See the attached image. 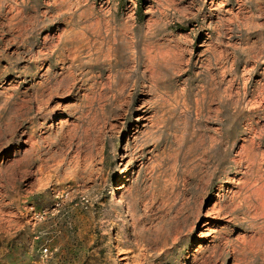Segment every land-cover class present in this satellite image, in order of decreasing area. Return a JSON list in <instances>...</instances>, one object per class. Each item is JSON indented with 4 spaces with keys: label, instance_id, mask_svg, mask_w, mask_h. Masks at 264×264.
Returning a JSON list of instances; mask_svg holds the SVG:
<instances>
[{
    "label": "rangeland",
    "instance_id": "1",
    "mask_svg": "<svg viewBox=\"0 0 264 264\" xmlns=\"http://www.w3.org/2000/svg\"><path fill=\"white\" fill-rule=\"evenodd\" d=\"M0 264H264V0H0Z\"/></svg>",
    "mask_w": 264,
    "mask_h": 264
},
{
    "label": "bare ground",
    "instance_id": "2",
    "mask_svg": "<svg viewBox=\"0 0 264 264\" xmlns=\"http://www.w3.org/2000/svg\"><path fill=\"white\" fill-rule=\"evenodd\" d=\"M103 52V51H102ZM119 194H120V185L119 183H117L115 186H114V190H113V193L111 195V198L113 199H117L119 197ZM210 224L209 221H207L204 225L208 226ZM209 227H207L206 229H208Z\"/></svg>",
    "mask_w": 264,
    "mask_h": 264
},
{
    "label": "built area",
    "instance_id": "3",
    "mask_svg": "<svg viewBox=\"0 0 264 264\" xmlns=\"http://www.w3.org/2000/svg\"><path fill=\"white\" fill-rule=\"evenodd\" d=\"M46 251H47V249H46Z\"/></svg>",
    "mask_w": 264,
    "mask_h": 264
}]
</instances>
